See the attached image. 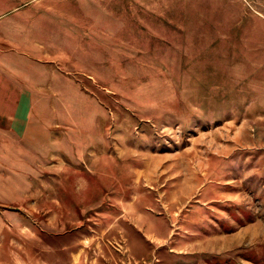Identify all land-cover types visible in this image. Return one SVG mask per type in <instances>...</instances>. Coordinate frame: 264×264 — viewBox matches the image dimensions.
<instances>
[{
  "label": "rangeland",
  "instance_id": "rangeland-1",
  "mask_svg": "<svg viewBox=\"0 0 264 264\" xmlns=\"http://www.w3.org/2000/svg\"><path fill=\"white\" fill-rule=\"evenodd\" d=\"M0 264H264V0H0Z\"/></svg>",
  "mask_w": 264,
  "mask_h": 264
}]
</instances>
